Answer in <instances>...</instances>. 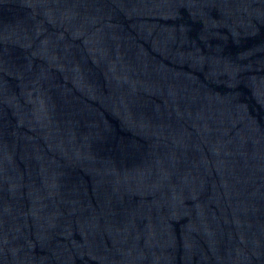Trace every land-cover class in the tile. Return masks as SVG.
<instances>
[{
  "label": "water",
  "instance_id": "95a60500",
  "mask_svg": "<svg viewBox=\"0 0 264 264\" xmlns=\"http://www.w3.org/2000/svg\"><path fill=\"white\" fill-rule=\"evenodd\" d=\"M0 264H264V0H0Z\"/></svg>",
  "mask_w": 264,
  "mask_h": 264
}]
</instances>
